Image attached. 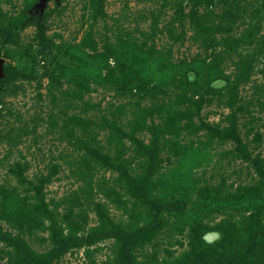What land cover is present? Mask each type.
Here are the masks:
<instances>
[{
    "label": "rangeland",
    "instance_id": "374dc122",
    "mask_svg": "<svg viewBox=\"0 0 264 264\" xmlns=\"http://www.w3.org/2000/svg\"><path fill=\"white\" fill-rule=\"evenodd\" d=\"M0 0V264H264V0Z\"/></svg>",
    "mask_w": 264,
    "mask_h": 264
},
{
    "label": "water",
    "instance_id": "95a60500",
    "mask_svg": "<svg viewBox=\"0 0 264 264\" xmlns=\"http://www.w3.org/2000/svg\"><path fill=\"white\" fill-rule=\"evenodd\" d=\"M49 0H41L40 4L37 5V8L40 9L42 12L44 8L46 7V4ZM4 70H3V59L0 58V81L4 77Z\"/></svg>",
    "mask_w": 264,
    "mask_h": 264
}]
</instances>
